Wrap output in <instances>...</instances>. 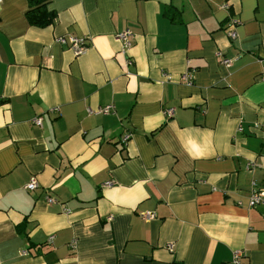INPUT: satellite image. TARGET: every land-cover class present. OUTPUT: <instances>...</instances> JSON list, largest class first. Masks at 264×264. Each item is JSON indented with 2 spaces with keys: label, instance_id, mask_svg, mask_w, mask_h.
I'll list each match as a JSON object with an SVG mask.
<instances>
[{
  "label": "crops",
  "instance_id": "crops-1",
  "mask_svg": "<svg viewBox=\"0 0 264 264\" xmlns=\"http://www.w3.org/2000/svg\"><path fill=\"white\" fill-rule=\"evenodd\" d=\"M49 8L0 3V264H264V0Z\"/></svg>",
  "mask_w": 264,
  "mask_h": 264
},
{
  "label": "built area",
  "instance_id": "built-area-1",
  "mask_svg": "<svg viewBox=\"0 0 264 264\" xmlns=\"http://www.w3.org/2000/svg\"><path fill=\"white\" fill-rule=\"evenodd\" d=\"M1 2H2V0H0V3ZM238 23H239V21L236 18H232L230 21V25L227 28V34L231 39H236L238 36L237 29H236V26L238 25ZM132 36H133V33L129 29L118 33L117 37H118V39H120V41L122 43V52L123 53H126L128 48L132 45ZM56 40L58 42H61V43H66L69 41L71 43V46L73 47L74 51L77 54H80L86 50L88 37H86V36H74V35H69V36L61 35V36H58ZM218 55L221 57L222 62L225 65H231L232 59L224 57L221 52H219ZM183 78L188 82V84H192L193 79H192L190 72L187 71L186 73H184ZM114 109H115L114 105L109 104V105H105L103 107H99L97 110L90 108L89 112H92V113H111L114 111ZM173 113H174L173 108L166 110V115H168V116H172ZM33 122L38 126H42V118L41 117H35L33 119ZM128 139H129V135H125L123 137V142L124 143L127 142ZM253 165L254 164L252 162H250L247 165V168H251V167H253ZM111 183L112 182L109 181V182L104 183V185H110ZM37 186H38V182L36 180H32L31 182H29L28 184L25 185V187L27 189H35ZM48 201H49V203L53 202V198H49ZM249 204L251 206L260 205V206H263V209H264V186H259L255 182H253V190H252V193H251L250 198H249ZM144 216L146 218L150 219V218L154 217V213L151 211H147L146 213H144ZM53 238H54V236H51L49 238V241L52 242ZM169 247L172 248L173 244L170 243ZM240 255H241V251H237L232 263L239 264L240 263V261H239Z\"/></svg>",
  "mask_w": 264,
  "mask_h": 264
},
{
  "label": "trees",
  "instance_id": "trees-1",
  "mask_svg": "<svg viewBox=\"0 0 264 264\" xmlns=\"http://www.w3.org/2000/svg\"><path fill=\"white\" fill-rule=\"evenodd\" d=\"M49 2L50 0H29L27 17L32 25L45 27L54 23L56 13L49 8Z\"/></svg>",
  "mask_w": 264,
  "mask_h": 264
}]
</instances>
